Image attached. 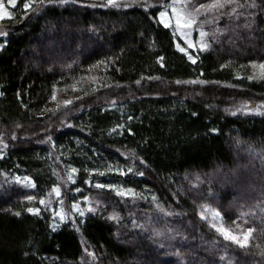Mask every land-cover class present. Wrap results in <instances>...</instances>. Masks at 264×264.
<instances>
[{
	"label": "trees",
	"instance_id": "1",
	"mask_svg": "<svg viewBox=\"0 0 264 264\" xmlns=\"http://www.w3.org/2000/svg\"><path fill=\"white\" fill-rule=\"evenodd\" d=\"M106 3L45 0L24 15L18 0L0 22V264H264V78L245 75L264 62V0H239L187 55L158 23L159 0ZM72 86L71 103L51 104ZM130 166L144 175L119 174ZM55 186L66 211L78 197L97 211L53 227L39 199ZM202 205L254 228L248 247L208 227Z\"/></svg>",
	"mask_w": 264,
	"mask_h": 264
},
{
	"label": "snow or ice",
	"instance_id": "2",
	"mask_svg": "<svg viewBox=\"0 0 264 264\" xmlns=\"http://www.w3.org/2000/svg\"><path fill=\"white\" fill-rule=\"evenodd\" d=\"M54 0H47V3H53ZM67 0H59V3L63 4L66 3ZM145 8L149 7L147 4V0H143ZM18 4V0H7V6L4 3V0H0V21H3L5 19L11 20L13 19V13L9 10V7L15 8ZM45 4V0H23V13L24 15H27L30 11H37L39 6H43ZM105 7L111 6V7H127L128 5L125 3H121V0H107V3L104 5ZM159 6L160 9L158 11V23L161 24L165 29H171L173 35H176L177 33L181 36V38H185V43L187 44L188 48H193L195 45L191 40H187L186 37L191 36V33L193 30L198 31L199 37L201 38L199 40L200 48L201 50H205L210 45L208 43V40L205 39L210 36L209 32H206L204 30L205 24H213L216 23L218 19L222 18L225 15H232L237 14V8H243L245 7L244 4H240L239 0H209V2L205 3L202 2V0H159ZM252 7H255V4L253 3L251 5ZM225 9H229V11H225ZM200 17H204L203 19H200ZM247 27V25H245ZM219 29H216L215 32H218ZM215 32H213L211 35L213 38H215ZM7 33L4 31H0V36H6ZM3 45H0V48H2ZM177 48L181 52H185L187 55V52L185 48L181 47L179 44H177ZM160 60H163V57L159 58ZM188 59L191 60L193 63H195V60L191 55L188 56ZM163 66V65H161ZM253 67H257V65H253ZM258 67L262 70L261 72V78H264V63H261L258 65ZM253 77L249 76L248 79H252ZM149 79H153L152 77H149ZM137 84L140 83V81H136ZM177 83H180L177 81ZM185 83H205V81H186ZM73 90H76L75 88ZM2 95V93H0ZM55 94L53 95V100H55ZM71 103V101H64V105H67ZM235 114V113H234ZM195 115V114H194ZM115 131V129H113ZM215 131V129H213ZM12 139H16L15 136L12 137ZM48 140H51V137H48ZM7 147V145H5ZM143 163V161H141ZM78 170L76 168H70V171L68 173L67 179L69 181H73V176ZM128 173H132L134 175L143 176L144 172L136 170L130 166L127 168V171L119 170L120 175H127ZM99 175H104L103 172H98ZM199 179V178H197ZM23 182H26L27 186L35 187V184L32 183L31 179L29 177H23ZM20 177H16L17 183L22 182ZM87 183V181H86ZM96 188H108L115 192L117 196L120 197H135L136 193L133 189H124L122 187H117L116 185H105L101 183L95 184ZM75 191L79 192L80 189L76 188ZM55 194L56 197H60L62 195L60 186H55L51 189V191L48 193L49 196L52 194ZM26 199L28 201H34L36 200V197L34 196H27ZM84 199L87 201L88 197H84ZM156 200V197H153V201ZM50 203V201H46L43 197L39 199V204L47 205ZM60 203H63V200L60 201ZM99 203V201H98ZM157 210L163 213L165 216L173 215V213L165 211L163 208L160 207L159 204H156ZM72 209L80 216L83 217L85 215V210L81 209L78 204H73ZM201 212H200V218L201 220L208 221L209 227L212 228L216 233L221 235L224 240L230 241L237 245L239 248L244 249L247 248L249 245V242L252 238L253 233L255 232V229L252 227L243 228L240 224H237L236 221H232V224L235 225V228H232L231 226H226L222 222L217 223V221H222L221 213L215 209H212L209 205H202L201 206ZM27 211L34 215H40L41 209L38 207H29L27 208ZM87 212L95 213L97 211V208L95 207H89L86 210ZM15 215L19 216L20 213L17 212ZM55 216H58L61 221H64L67 219L68 214L65 213L63 210L56 212ZM211 217V219H209ZM109 220H119L120 217L118 214H112L108 217ZM83 222V221H81ZM75 223V221H73ZM133 225L136 227H142L141 225H138L136 220L132 221ZM77 231L79 229L77 228ZM157 235H160L159 232L156 233ZM88 255H93L92 253H88Z\"/></svg>",
	"mask_w": 264,
	"mask_h": 264
},
{
	"label": "rangeland",
	"instance_id": "3",
	"mask_svg": "<svg viewBox=\"0 0 264 264\" xmlns=\"http://www.w3.org/2000/svg\"><path fill=\"white\" fill-rule=\"evenodd\" d=\"M134 0H121V3H130V2H133ZM4 3L6 4L7 6V0H4ZM207 3V2H206ZM11 7H9V10L11 11ZM157 18H158V15H157ZM204 17H200V19H203ZM1 22V21H0ZM212 24H205L204 25V30L206 32H208V28L211 26ZM70 35V33H69ZM177 36L180 38L181 42H182V45L181 47L185 48L186 52L187 53H190V52H196L198 50H201L200 48V44H199V40L201 39L199 37V33L198 31H195L193 30L192 33H191V36H188L186 37L187 40H191L193 42V44L195 45L193 48H188L187 47V44L185 43V38H181V36L177 33ZM208 38V37H207ZM205 38V39H207ZM41 43V42H40ZM261 63H264V62H250L248 63V66H247V71H246V74L248 77L251 76L253 77L252 79H262L261 78V72L262 70L258 67L259 64ZM253 65H257V67H253ZM76 89V90H73V89ZM78 87L77 86H72L70 88H60V89H56V91L54 92L55 94V97L56 99L53 100V96L51 98V104L53 105H59L61 103L64 104V101H70L73 97H75L77 94H78ZM53 94V95H54ZM117 187H122L124 189H132L130 187H126V186H121V185H116ZM77 192V191H76ZM75 193V191H74ZM78 193V192H77ZM46 201H50V203L47 205V206H52V213H53V217H52V224H53V227H57L58 225L62 224L64 221H61L59 219L58 216H55V213L56 212H59L61 210H63L65 213L68 214V218L69 219H72V218H81L73 209H72V205L75 203V204H78V206L81 208V209H84L85 210V213L87 212V208L89 207H92L93 205V202L91 201V199H88L87 201L84 199V197H78L77 200L75 202L72 203L71 205V212H68L66 211V209L61 206L59 204V200H58V197L55 196V194L53 193L51 196H48L46 198ZM202 209H200L199 211V217H200V212H201ZM71 213V214H70ZM209 219H211V217H209ZM204 222L208 223V221H205L203 220ZM222 221H217V223H221ZM223 223V222H222ZM190 227V226H189ZM208 227H209V223H208ZM234 244V243H233ZM193 253H191L192 255ZM192 259H197V258H192ZM197 261L199 263L202 262V260L200 259H197Z\"/></svg>",
	"mask_w": 264,
	"mask_h": 264
}]
</instances>
